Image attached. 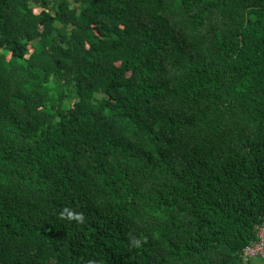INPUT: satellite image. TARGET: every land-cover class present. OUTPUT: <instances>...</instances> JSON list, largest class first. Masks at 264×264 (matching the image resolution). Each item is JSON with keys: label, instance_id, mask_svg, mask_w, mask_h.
Returning a JSON list of instances; mask_svg holds the SVG:
<instances>
[{"label": "trees", "instance_id": "16d2710c", "mask_svg": "<svg viewBox=\"0 0 264 264\" xmlns=\"http://www.w3.org/2000/svg\"><path fill=\"white\" fill-rule=\"evenodd\" d=\"M263 225L264 0H0V264H246Z\"/></svg>", "mask_w": 264, "mask_h": 264}, {"label": "built area", "instance_id": "2783aa9c", "mask_svg": "<svg viewBox=\"0 0 264 264\" xmlns=\"http://www.w3.org/2000/svg\"><path fill=\"white\" fill-rule=\"evenodd\" d=\"M258 241L254 242L251 246L245 250L246 260L248 264L250 259L262 258L264 259V225L260 228L258 233Z\"/></svg>", "mask_w": 264, "mask_h": 264}, {"label": "rangeland", "instance_id": "374dc122", "mask_svg": "<svg viewBox=\"0 0 264 264\" xmlns=\"http://www.w3.org/2000/svg\"><path fill=\"white\" fill-rule=\"evenodd\" d=\"M252 264H264V259L262 258L253 259Z\"/></svg>", "mask_w": 264, "mask_h": 264}, {"label": "bare ground", "instance_id": "6f19581e", "mask_svg": "<svg viewBox=\"0 0 264 264\" xmlns=\"http://www.w3.org/2000/svg\"><path fill=\"white\" fill-rule=\"evenodd\" d=\"M250 263V262H249Z\"/></svg>", "mask_w": 264, "mask_h": 264}]
</instances>
